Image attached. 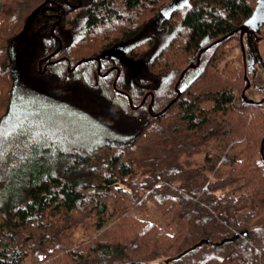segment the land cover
<instances>
[{
    "label": "trees",
    "instance_id": "trees-1",
    "mask_svg": "<svg viewBox=\"0 0 264 264\" xmlns=\"http://www.w3.org/2000/svg\"><path fill=\"white\" fill-rule=\"evenodd\" d=\"M260 1L0 0V264H264Z\"/></svg>",
    "mask_w": 264,
    "mask_h": 264
},
{
    "label": "rangeland",
    "instance_id": "rangeland-1",
    "mask_svg": "<svg viewBox=\"0 0 264 264\" xmlns=\"http://www.w3.org/2000/svg\"><path fill=\"white\" fill-rule=\"evenodd\" d=\"M262 24L261 36L258 39H254L250 43V49L255 57L254 59L252 58L251 63L249 62L247 74L252 86L248 93V96L254 97L255 99L264 98V22ZM229 46V56H227L225 62H232L233 66L239 70L241 69V57L238 42L233 41ZM251 65H253V69H251ZM148 208L152 213V220L159 222L158 211L152 205H149ZM129 216L138 220H143L142 214L138 211L130 212ZM119 217L121 216L118 213L116 219L114 220H117ZM114 220L111 221L104 229L97 232L92 229V220H88L85 223L72 229L71 234H69L70 241L74 244V247H76V245L80 241H86L90 238L101 237L103 233H105L106 231H110V228L115 224ZM158 225L159 227L162 226L161 223H159ZM25 264L29 263L26 262Z\"/></svg>",
    "mask_w": 264,
    "mask_h": 264
},
{
    "label": "flooded vegetation",
    "instance_id": "flooded-vegetation-1",
    "mask_svg": "<svg viewBox=\"0 0 264 264\" xmlns=\"http://www.w3.org/2000/svg\"><path fill=\"white\" fill-rule=\"evenodd\" d=\"M263 22H264V0L260 2L258 12H257V17L254 20L253 28L245 29L241 38L239 35V41H238V45L240 48V57H241V69H239L238 72H242L243 78L247 79V80L245 79L246 84L247 82L249 83V87L245 89L246 99L247 101H253V103H256L262 106L260 108L261 111H263L264 109V98L255 99L254 97L248 96V93L252 86L250 84V80L247 74H248L249 62L251 63L252 58L254 59L255 57V55L252 54V51L250 49V43L254 39H258L261 36V33H262L261 29H262ZM251 69H253V65H251Z\"/></svg>",
    "mask_w": 264,
    "mask_h": 264
},
{
    "label": "water",
    "instance_id": "water-1",
    "mask_svg": "<svg viewBox=\"0 0 264 264\" xmlns=\"http://www.w3.org/2000/svg\"><path fill=\"white\" fill-rule=\"evenodd\" d=\"M260 2H258L257 6H256V9L253 12V14L251 15V17L248 20H246L241 27H239L238 32H239L240 38L242 37V34L245 31V29H252L253 28L254 20L257 17V12H258V8H259V5H260ZM248 87H249V83L247 82V84L245 86V89H247ZM248 102L249 103H253V101H248ZM263 142H264V139L261 142L260 152H261V155H262V157L264 159V156H263ZM202 243L203 242H199L196 246H200ZM205 243H207V241Z\"/></svg>",
    "mask_w": 264,
    "mask_h": 264
}]
</instances>
